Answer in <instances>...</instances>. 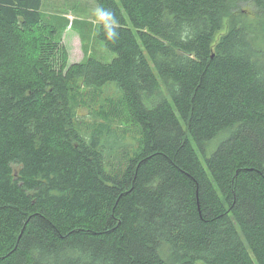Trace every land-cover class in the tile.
<instances>
[{
	"label": "trees",
	"instance_id": "16d2710c",
	"mask_svg": "<svg viewBox=\"0 0 264 264\" xmlns=\"http://www.w3.org/2000/svg\"><path fill=\"white\" fill-rule=\"evenodd\" d=\"M95 2L0 0V264H264V0Z\"/></svg>",
	"mask_w": 264,
	"mask_h": 264
},
{
	"label": "rangeland",
	"instance_id": "374dc122",
	"mask_svg": "<svg viewBox=\"0 0 264 264\" xmlns=\"http://www.w3.org/2000/svg\"><path fill=\"white\" fill-rule=\"evenodd\" d=\"M43 21L56 28L57 40L68 53V63L81 62L91 56L110 62L115 54L97 38L98 6L95 0H42ZM257 13L253 7H244L232 17H223L221 30L213 45L230 28L232 22L248 23Z\"/></svg>",
	"mask_w": 264,
	"mask_h": 264
}]
</instances>
